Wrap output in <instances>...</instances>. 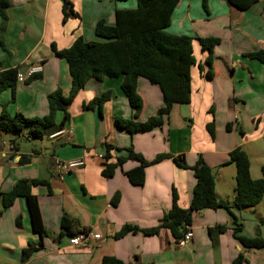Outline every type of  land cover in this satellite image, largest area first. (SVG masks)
Masks as SVG:
<instances>
[{
    "label": "crops",
    "instance_id": "crops-1",
    "mask_svg": "<svg viewBox=\"0 0 264 264\" xmlns=\"http://www.w3.org/2000/svg\"><path fill=\"white\" fill-rule=\"evenodd\" d=\"M8 20L1 29L0 64L2 69L19 68L26 72L41 65L39 78L18 81L15 89L0 91V113L21 112L27 117L49 113L48 95L62 89L70 93L72 77L65 59L55 56L52 45L65 49L82 36L99 40L95 27L99 20L114 24L116 11L134 8L137 0H70L75 15L63 21V0H10ZM180 0L168 31L194 38L196 63L191 68V101L176 103L165 116L162 127L131 134L116 127V116L134 117L133 109L121 84L123 77L91 79L72 100L70 121L60 134L30 139L20 134L0 132V191L7 192L23 179L45 180L34 186L47 235L44 245L27 260L23 249L39 242L34 231L27 201L18 197L6 208L0 204V264H102L113 256L127 264H235L243 254L245 261L236 264H264L263 248H245L235 237L233 215L243 224L242 234L264 238V198L253 207L204 209L194 213L190 230L193 238L183 247L176 246L168 229L158 234L128 233L115 238L125 224L151 228L173 206V190L178 204L188 208L196 178L192 169L179 166L173 157L183 156L192 166L202 156L213 168L216 194L233 202L235 164H225L229 153L242 146L251 158V175L261 177L264 165V63L249 53L264 50V0L245 10L226 0ZM216 37L212 76L206 75L208 51L199 38ZM33 75V76H34ZM112 90L111 98L101 108L85 109L83 104ZM143 107L136 120L145 121L164 105L163 92L147 78L138 80ZM237 115V118H236ZM58 121L62 114L59 113ZM214 124L211 135L208 125ZM59 132V131H58ZM105 144L113 147L110 162L125 156L126 147L153 160L169 154L145 169L143 185L132 184L126 172L137 167L127 160L110 177L102 174ZM29 162L20 163L23 157ZM83 159L85 164L58 178L55 160ZM120 201L112 204L114 195ZM233 214V215H232ZM72 221V229H90L99 239L74 246L62 232V219ZM19 220V221H18ZM225 225L226 231L210 236L209 227Z\"/></svg>",
    "mask_w": 264,
    "mask_h": 264
},
{
    "label": "trees",
    "instance_id": "trees-1",
    "mask_svg": "<svg viewBox=\"0 0 264 264\" xmlns=\"http://www.w3.org/2000/svg\"><path fill=\"white\" fill-rule=\"evenodd\" d=\"M207 1L202 0L207 10ZM231 6L240 10L249 8L258 0H226ZM180 0H137L135 8L119 9L116 11L114 24H107L99 20L95 27V33L99 40H86L84 37H77L72 45L65 49H58L52 45L55 56L65 59L69 64V71L72 77L70 93L64 95L59 87L48 95L49 113L42 117H27L21 112L10 114L7 110L0 113V132L20 134L27 131L30 139L45 138L53 133L61 131L70 121L69 106L76 94L83 89L91 79L103 80L104 78H117L122 76L121 84L124 94L127 96L137 117L143 107V100L138 93V80L140 77L147 78L152 84H157L163 92L164 105L156 114L145 121L136 120L134 117L125 118L116 116L114 123L116 127L126 130L131 134L148 132L155 128L162 127L165 116L169 115L176 103H190L191 101V68L196 63L193 50L194 38L187 34H174L168 31L172 21L173 12ZM10 0H0L1 29L8 20V8ZM63 21L75 15L70 0H63ZM204 51L209 55L206 59L208 70L206 75L212 76L213 71V50L220 42L219 38H199ZM0 44L4 47L3 39L0 37ZM249 56L259 59L264 63V50L249 53ZM19 68L2 69L0 64V91L15 89L18 83ZM40 75L30 78H39ZM112 90L104 92L101 96L85 102V109L101 108L111 98ZM62 118L58 121V114ZM208 129L212 136L215 134L214 124L210 123ZM113 147L105 144L104 169L102 174L110 177L118 166H122L127 160L139 161V165L126 172L129 181L134 185H143L145 182V169L147 166L159 162L169 154H159L153 160H147L142 154L136 152L133 146L126 147L125 156H120L115 162H110L111 150ZM175 162L183 167L192 169L196 178L191 203L188 208H182L178 204V195L173 190V206L164 214L158 225L151 228H141L133 224H125L115 234V238L122 237L128 233L142 232L146 235H155L161 229H168L175 242L181 239L190 230L195 212L204 209L224 208L230 213L232 207L241 209L256 206L264 198V165L261 166V177L253 178L251 175V158L248 152L238 146L229 153V159L225 164H235V197L233 202L222 200L216 194V181L213 168L210 167L204 158L200 156L196 163L189 166L183 156L173 157ZM26 156L20 163L29 162ZM47 185L45 180L18 181L15 186L7 191H0L1 208L10 207L16 198L24 197L28 204L31 224L34 231L39 235L37 245L29 244L23 249V260H27L35 251L44 245V237L47 230L44 227L37 196L32 192L34 186ZM120 201V193L117 192L112 204L117 205ZM234 214V213H233ZM232 214V215H233ZM235 237L245 248H263L264 238L258 233L255 237H247L242 234L243 224L233 215ZM19 221V220H18ZM225 225L209 227L210 236L226 231ZM61 236L68 234L70 237L90 229L74 231L72 221L64 216L62 219ZM245 261L243 254H240L234 263ZM102 264H127L123 260L113 256H105Z\"/></svg>",
    "mask_w": 264,
    "mask_h": 264
},
{
    "label": "built area",
    "instance_id": "built-area-1",
    "mask_svg": "<svg viewBox=\"0 0 264 264\" xmlns=\"http://www.w3.org/2000/svg\"><path fill=\"white\" fill-rule=\"evenodd\" d=\"M41 71H42L41 65L33 66L32 68H30L25 73L20 72L18 74V81L25 80L28 77H31L34 74L39 73ZM236 118H237V115H236ZM61 132L62 131H59L56 134H53L52 136H56L57 134H60ZM98 157L101 159H104L103 154H98ZM84 164H85V161L83 159H75V160H70V161H60V160L54 161V166H55V169L57 171L58 178L60 180H63L65 175L68 174L70 171H72L78 167H81ZM100 236L101 235L99 233L82 231V232L76 234L75 236L70 237V244L74 245V246H79V245L87 243L91 238L99 239ZM192 238H193V231L189 230L184 234V236L181 239H179L176 242V246H179V247L186 246L191 241Z\"/></svg>",
    "mask_w": 264,
    "mask_h": 264
},
{
    "label": "rangeland",
    "instance_id": "rangeland-1",
    "mask_svg": "<svg viewBox=\"0 0 264 264\" xmlns=\"http://www.w3.org/2000/svg\"><path fill=\"white\" fill-rule=\"evenodd\" d=\"M130 0H126V4H129ZM136 7V5L134 6V8ZM169 29V28H168Z\"/></svg>",
    "mask_w": 264,
    "mask_h": 264
}]
</instances>
